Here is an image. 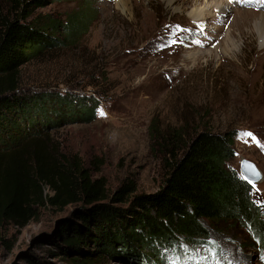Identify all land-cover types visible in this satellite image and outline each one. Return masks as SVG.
I'll return each instance as SVG.
<instances>
[{
  "label": "rangeland",
  "instance_id": "1",
  "mask_svg": "<svg viewBox=\"0 0 264 264\" xmlns=\"http://www.w3.org/2000/svg\"><path fill=\"white\" fill-rule=\"evenodd\" d=\"M119 1L90 4L93 19L75 44L45 51L19 72L23 92L52 90L100 100L96 120L56 129L50 146L79 155L94 179L107 180L112 197L126 181L135 182L138 194L158 191L170 154L181 155L197 133H233L236 154L226 167L240 174L243 159L258 166L263 179L252 194L264 209V41L253 26L263 12L226 6L221 16L205 0H129L124 10ZM83 2L49 0L32 20L52 15L66 21ZM199 5L211 11L205 24L191 17ZM0 6L7 9L8 0ZM209 35L211 47L200 48L197 37ZM79 207L41 208L23 228L4 222L0 264L30 259L69 264L57 256L55 230ZM204 224L219 255L186 245L164 264H264V250L245 242L242 227ZM96 264L125 263L107 258Z\"/></svg>",
  "mask_w": 264,
  "mask_h": 264
},
{
  "label": "trees",
  "instance_id": "2",
  "mask_svg": "<svg viewBox=\"0 0 264 264\" xmlns=\"http://www.w3.org/2000/svg\"><path fill=\"white\" fill-rule=\"evenodd\" d=\"M55 1L61 0H50ZM83 1L66 21L52 15L32 20L49 0H8L7 9L0 6V228L4 222L23 228L41 208L63 211L81 204L55 230L57 256L69 264L107 258L164 264L186 245L218 256L204 221L239 225L245 242L264 250V209L239 172L226 167L236 154L233 133H197L181 155L170 154L158 191L138 194L135 182L126 181L112 197L107 180L94 179L79 155L50 146L56 129L96 120L100 100L52 90L23 92L19 72L45 51L75 44L93 19L89 6L96 0Z\"/></svg>",
  "mask_w": 264,
  "mask_h": 264
},
{
  "label": "bare ground",
  "instance_id": "3",
  "mask_svg": "<svg viewBox=\"0 0 264 264\" xmlns=\"http://www.w3.org/2000/svg\"><path fill=\"white\" fill-rule=\"evenodd\" d=\"M198 2L200 0H197ZM208 6L210 5L211 8L214 10H221L220 14L221 16L226 15V5H225V0H205ZM172 1L169 2L171 4ZM119 6L120 4L123 6L124 10H128V5H129V0H120L118 2ZM211 11L208 12V8H204L201 5L197 6L192 12H191V17L196 19L200 24H205L207 20L211 19L210 15ZM254 14V13H253ZM251 16V15H250ZM244 17V16H243ZM248 17V16H247ZM246 17V18H247ZM242 21V19H239V17L236 19L235 22ZM245 21V20H243ZM204 26V25H203ZM254 28L258 31V33L261 35L262 40L264 41V13L259 17H256L254 22H253ZM264 46V42H263Z\"/></svg>",
  "mask_w": 264,
  "mask_h": 264
},
{
  "label": "snow or ice",
  "instance_id": "4",
  "mask_svg": "<svg viewBox=\"0 0 264 264\" xmlns=\"http://www.w3.org/2000/svg\"><path fill=\"white\" fill-rule=\"evenodd\" d=\"M261 3L264 4V0H261ZM174 43V42H173ZM101 115H103V113L101 112ZM245 136H250V133H245ZM264 147V146H262ZM255 175H257L254 170L251 168V166L245 165L243 168V179L251 186L252 189H256V184L254 182V179L252 177H254ZM258 191V189H256Z\"/></svg>",
  "mask_w": 264,
  "mask_h": 264
},
{
  "label": "water",
  "instance_id": "5",
  "mask_svg": "<svg viewBox=\"0 0 264 264\" xmlns=\"http://www.w3.org/2000/svg\"><path fill=\"white\" fill-rule=\"evenodd\" d=\"M245 165L251 166V168L257 174L254 177H252L254 179L255 184L261 182L262 179H263L262 172L260 171V169L258 168V166L254 162H252L250 160H247V159H243L241 161V166H240V175H241V177L243 178V168H244Z\"/></svg>",
  "mask_w": 264,
  "mask_h": 264
}]
</instances>
